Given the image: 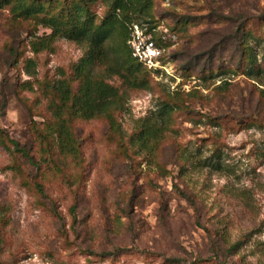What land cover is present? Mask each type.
<instances>
[{"label":"rangeland","instance_id":"obj_1","mask_svg":"<svg viewBox=\"0 0 264 264\" xmlns=\"http://www.w3.org/2000/svg\"><path fill=\"white\" fill-rule=\"evenodd\" d=\"M133 1L157 71L67 34L113 0H0V264H264V0ZM91 52L117 107L56 116Z\"/></svg>","mask_w":264,"mask_h":264},{"label":"trees","instance_id":"obj_2","mask_svg":"<svg viewBox=\"0 0 264 264\" xmlns=\"http://www.w3.org/2000/svg\"><path fill=\"white\" fill-rule=\"evenodd\" d=\"M38 8H41L38 5ZM21 7V6H19ZM113 14L104 19L94 30L90 31V27L82 24L81 22H76L73 26L75 29L67 31L68 35H73L77 39H85L91 35L90 44L93 50L102 46L106 40L112 34V31L116 25H120L124 40L122 42V48L116 50L117 58L115 59L114 69L116 73H122V70H130L131 66L143 67L147 69L142 63L137 61L131 54V50L127 45V27L126 23L130 22L132 15L135 13V6L133 0H113ZM23 10L25 7H21ZM28 9H30L28 7ZM132 10L131 13H129ZM52 21H48L47 24L50 25ZM55 20L53 21V23ZM53 29L58 31L57 27L53 24ZM90 29V30H89ZM65 32V31H64ZM81 37V38H78ZM43 44V43H42ZM35 50H37L35 48ZM92 52L87 59H84L77 67V74L84 75L85 69L88 65H91ZM251 59V57H248ZM157 71V70H156ZM55 92L59 98L61 104H55L53 107V112L56 116L60 115L61 106L65 104L66 101L71 100L69 105V110L74 115H81L85 118H92L95 116L106 114L109 110L117 107L119 103V94L116 87L104 80H95L90 77L88 73L82 78L79 88L74 96H71L70 88L64 79H60L53 85ZM10 143L13 144L14 148L19 152H24L22 148L17 146V143L7 138Z\"/></svg>","mask_w":264,"mask_h":264},{"label":"built area","instance_id":"obj_3","mask_svg":"<svg viewBox=\"0 0 264 264\" xmlns=\"http://www.w3.org/2000/svg\"><path fill=\"white\" fill-rule=\"evenodd\" d=\"M131 37L128 39L132 56L150 70L160 68L161 48L149 37H143L138 26L133 25Z\"/></svg>","mask_w":264,"mask_h":264}]
</instances>
